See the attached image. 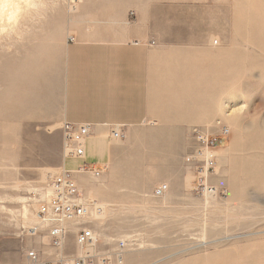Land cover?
Segmentation results:
<instances>
[{"label": "rangeland", "instance_id": "374dc122", "mask_svg": "<svg viewBox=\"0 0 264 264\" xmlns=\"http://www.w3.org/2000/svg\"><path fill=\"white\" fill-rule=\"evenodd\" d=\"M131 1V21L151 38V112L123 138L110 129L100 175L75 173L99 247L133 241L124 264H264V0ZM73 10L39 0L0 27V264L50 249L31 228L64 169ZM195 130L216 139L203 179ZM162 183L168 192L154 196Z\"/></svg>", "mask_w": 264, "mask_h": 264}, {"label": "crops", "instance_id": "0c3cea01", "mask_svg": "<svg viewBox=\"0 0 264 264\" xmlns=\"http://www.w3.org/2000/svg\"><path fill=\"white\" fill-rule=\"evenodd\" d=\"M131 3L83 0L77 18H72L73 33L66 50L64 119L90 124L91 131L86 158H65V168L107 163L110 129L119 126L128 131L150 117L151 38L141 24L131 21Z\"/></svg>", "mask_w": 264, "mask_h": 264}, {"label": "built area", "instance_id": "2783aa9c", "mask_svg": "<svg viewBox=\"0 0 264 264\" xmlns=\"http://www.w3.org/2000/svg\"><path fill=\"white\" fill-rule=\"evenodd\" d=\"M83 0H71L74 9ZM198 130V129H197ZM195 130V132L197 131ZM91 126L86 123H72L64 121L63 149L65 158L84 159L87 155L86 140L90 135ZM125 131L122 127L111 128L112 138H123ZM200 151L193 156L198 158L207 153L204 164H199L200 179L213 166L212 150L216 146V139L197 131ZM101 174L97 164L82 163L76 169H63L62 173L52 176L47 185L46 199L40 202L38 217L41 226L31 228L32 235L41 231L47 232L50 249L33 246L25 252V264H124L126 253L135 245L133 241L121 239L115 247L101 249L103 237L96 228L87 222L89 208L82 197L75 173ZM212 190V188H209ZM169 190L168 183H162L154 190V196L161 197ZM75 236V245L83 251L81 254L72 252L70 238ZM43 244V243H42ZM45 245V243H44Z\"/></svg>", "mask_w": 264, "mask_h": 264}, {"label": "bare ground", "instance_id": "6f19581e", "mask_svg": "<svg viewBox=\"0 0 264 264\" xmlns=\"http://www.w3.org/2000/svg\"><path fill=\"white\" fill-rule=\"evenodd\" d=\"M38 3H39V0H6V2L3 5H0V22H1L0 27L2 29H5L7 25L15 24L20 19L23 13L30 11L31 8L33 6H36ZM73 11L76 13L73 14L72 18H75L79 14L80 9L78 10V7H77ZM42 193L43 195H45L46 191H42ZM86 202L89 208V214H88V217L86 218V221L91 222V217L95 209H93V204L91 202L87 200ZM95 215L98 216L97 213H95ZM32 228H39V226H34ZM42 243H45V241L42 240ZM82 252L83 251L79 247L78 253L81 254Z\"/></svg>", "mask_w": 264, "mask_h": 264}, {"label": "clouds", "instance_id": "9594fccd", "mask_svg": "<svg viewBox=\"0 0 264 264\" xmlns=\"http://www.w3.org/2000/svg\"><path fill=\"white\" fill-rule=\"evenodd\" d=\"M6 2V0H0V5H3Z\"/></svg>", "mask_w": 264, "mask_h": 264}]
</instances>
